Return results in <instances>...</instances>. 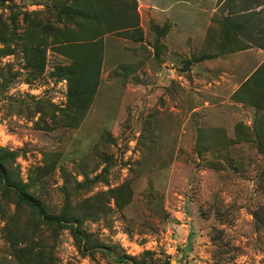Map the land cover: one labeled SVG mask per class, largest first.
Here are the masks:
<instances>
[{
    "label": "rangeland",
    "instance_id": "374dc122",
    "mask_svg": "<svg viewBox=\"0 0 264 264\" xmlns=\"http://www.w3.org/2000/svg\"><path fill=\"white\" fill-rule=\"evenodd\" d=\"M74 1L0 0V264H264V131L216 128L149 17L103 37L90 93L51 43Z\"/></svg>",
    "mask_w": 264,
    "mask_h": 264
},
{
    "label": "crops",
    "instance_id": "0c3cea01",
    "mask_svg": "<svg viewBox=\"0 0 264 264\" xmlns=\"http://www.w3.org/2000/svg\"><path fill=\"white\" fill-rule=\"evenodd\" d=\"M136 1L142 28L146 17L168 28L160 35L162 51L191 60L215 127L225 129L229 120L240 119L239 127L248 119L247 128L264 131V0H209L208 8L200 9L203 28L195 32L186 29L196 23L191 0Z\"/></svg>",
    "mask_w": 264,
    "mask_h": 264
},
{
    "label": "trees",
    "instance_id": "16d2710c",
    "mask_svg": "<svg viewBox=\"0 0 264 264\" xmlns=\"http://www.w3.org/2000/svg\"><path fill=\"white\" fill-rule=\"evenodd\" d=\"M130 1L129 4L126 0H75L67 13L70 26L53 36L52 46L71 62L67 68L69 75L76 77L90 93L99 86V73L95 72V67L99 69L103 37L124 32H131L139 40L143 37L137 1ZM129 7L134 10V15L126 14ZM84 53H89L88 63L84 62ZM1 172L4 174L3 168ZM19 196L24 202L36 205L45 219L57 220L47 214L43 204H35L22 193Z\"/></svg>",
    "mask_w": 264,
    "mask_h": 264
}]
</instances>
